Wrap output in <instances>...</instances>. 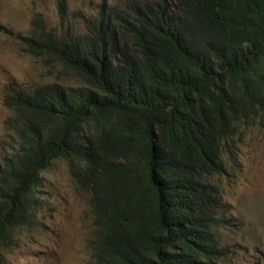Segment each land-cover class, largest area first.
I'll return each mask as SVG.
<instances>
[{"label":"trees","instance_id":"16d2710c","mask_svg":"<svg viewBox=\"0 0 264 264\" xmlns=\"http://www.w3.org/2000/svg\"><path fill=\"white\" fill-rule=\"evenodd\" d=\"M80 14L83 33L19 36L80 82L6 88L0 243L36 218L64 161L90 194V264H208L227 212L213 178L245 128L264 129V0H101Z\"/></svg>","mask_w":264,"mask_h":264},{"label":"rangeland","instance_id":"374dc122","mask_svg":"<svg viewBox=\"0 0 264 264\" xmlns=\"http://www.w3.org/2000/svg\"><path fill=\"white\" fill-rule=\"evenodd\" d=\"M0 0V163L6 152L5 107L9 85L41 86L58 82L77 86L71 70L46 55H36L19 36L42 39L48 31H85L80 10L96 13L101 0ZM113 1V0H110ZM227 175L213 182L227 205L220 232L221 255L208 264H264V129L245 128ZM42 206L36 218L0 243V264H90L94 226L90 194L80 189L64 161L44 174Z\"/></svg>","mask_w":264,"mask_h":264}]
</instances>
